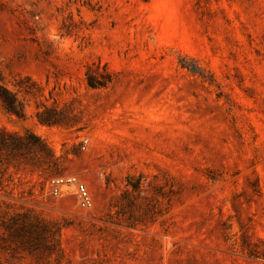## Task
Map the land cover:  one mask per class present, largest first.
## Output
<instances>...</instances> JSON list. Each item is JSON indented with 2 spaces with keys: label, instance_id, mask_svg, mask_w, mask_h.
Here are the masks:
<instances>
[{
  "label": "rangeland",
  "instance_id": "1",
  "mask_svg": "<svg viewBox=\"0 0 264 264\" xmlns=\"http://www.w3.org/2000/svg\"><path fill=\"white\" fill-rule=\"evenodd\" d=\"M0 85V264H264V0H0Z\"/></svg>",
  "mask_w": 264,
  "mask_h": 264
},
{
  "label": "trees",
  "instance_id": "2",
  "mask_svg": "<svg viewBox=\"0 0 264 264\" xmlns=\"http://www.w3.org/2000/svg\"><path fill=\"white\" fill-rule=\"evenodd\" d=\"M23 82H29L28 78H24V80H20L18 83V86L20 87ZM26 94H29L30 91L25 90ZM0 106L10 115H14L17 118H23L22 114V106L20 102L16 100L15 94H11L7 90H5L0 85ZM39 120L41 122H49L48 120L44 121L39 117ZM13 139V142L10 145H6L2 137H0V150L1 149H7L11 148L13 150H16L21 147V144L24 143V147H26L28 150H36L39 149H45L46 145L43 141H41L39 138L35 137L29 132H25L23 135H17L14 134V136H11ZM37 146V147H36Z\"/></svg>",
  "mask_w": 264,
  "mask_h": 264
},
{
  "label": "built area",
  "instance_id": "3",
  "mask_svg": "<svg viewBox=\"0 0 264 264\" xmlns=\"http://www.w3.org/2000/svg\"><path fill=\"white\" fill-rule=\"evenodd\" d=\"M54 188L52 190V195L57 196L59 195V188L60 187H72L74 189V193L77 197L80 207L82 208H89L91 207V198L88 190L83 184H80L76 181L75 178H68L66 180L63 179H56L52 181Z\"/></svg>",
  "mask_w": 264,
  "mask_h": 264
}]
</instances>
